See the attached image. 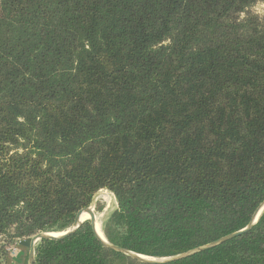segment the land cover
I'll return each mask as SVG.
<instances>
[{"label": "trees", "instance_id": "obj_1", "mask_svg": "<svg viewBox=\"0 0 264 264\" xmlns=\"http://www.w3.org/2000/svg\"><path fill=\"white\" fill-rule=\"evenodd\" d=\"M102 189L107 241L148 257L248 226L264 202V0H0V264L15 244L26 264L32 236L65 231ZM35 249L34 264H264V210L176 261L108 247L89 220Z\"/></svg>", "mask_w": 264, "mask_h": 264}, {"label": "water", "instance_id": "obj_2", "mask_svg": "<svg viewBox=\"0 0 264 264\" xmlns=\"http://www.w3.org/2000/svg\"><path fill=\"white\" fill-rule=\"evenodd\" d=\"M263 210H264V202H262V204L259 206V208L257 209L255 214L253 215V217H252L250 223L248 224V226L245 227L244 229L240 230V231L228 234V235L223 236V237H221V238H219V239H217V240H215L213 242L201 245L199 247H196L194 249L188 250V251L183 252V253H179V254L174 255V256L164 257V258H154V257H148V256H145V255H142V254H138V253L126 250V249H124V248H122L120 246H117V245L110 244L107 241V239L105 238V236H104V238H102L96 231V219H97L96 215H95L94 211L92 210V208L89 206V207H86V208H83V209L79 210L76 213L71 225L65 231H62V232H40V233H37L34 236H32V238L30 239L27 264H34V262H35V254H36L35 245H36V243L38 241L43 240V239H49V240H61V239H64V238L70 236L72 233H74L81 226V224L85 220H89L91 222V225H92L96 235L98 236V238L105 245H107L108 247H111V248L116 249V250L123 251V252L127 253L128 255L132 256L133 258H135L137 260H140V261H143V262L164 263V262L176 261V260H180V259L189 257L191 255H194V254H196V253H198L200 251L212 248V247H214L216 245H219V244H221V243H223V242H225L227 240H230V239H232V238H234V237H236V236L248 231L249 229H251L253 227L254 224L257 223V221L259 220ZM84 212H87L89 214L88 218H86L85 220L80 221L78 223L79 217Z\"/></svg>", "mask_w": 264, "mask_h": 264}, {"label": "rangeland", "instance_id": "obj_3", "mask_svg": "<svg viewBox=\"0 0 264 264\" xmlns=\"http://www.w3.org/2000/svg\"><path fill=\"white\" fill-rule=\"evenodd\" d=\"M256 9L259 12H261L263 9V5L258 4L256 6ZM100 206L103 208L102 211H97V208ZM116 206H117L116 198H115L114 194L112 192H110L109 190L102 189L96 193V195L94 197V201L90 207L94 211L96 218H97V221L100 222L101 228H102L104 221L107 219V217L110 215V213L116 208ZM86 218H88V216ZM102 231H103V229H102ZM12 246L15 247V245H12ZM17 252H18L17 248L16 249L11 248L10 255L12 257H16ZM23 259L25 260V256H23ZM11 263H12V261H11ZM23 264H25V261ZM26 264H27V262H26Z\"/></svg>", "mask_w": 264, "mask_h": 264}, {"label": "crops", "instance_id": "obj_4", "mask_svg": "<svg viewBox=\"0 0 264 264\" xmlns=\"http://www.w3.org/2000/svg\"><path fill=\"white\" fill-rule=\"evenodd\" d=\"M17 250H18L17 253H22V254L19 255V256H17V257H15L14 260L12 261V263L10 261L8 264H23L24 263L23 256L25 254V249L24 248H20V247L18 248L17 247Z\"/></svg>", "mask_w": 264, "mask_h": 264}, {"label": "bare ground", "instance_id": "obj_5", "mask_svg": "<svg viewBox=\"0 0 264 264\" xmlns=\"http://www.w3.org/2000/svg\"><path fill=\"white\" fill-rule=\"evenodd\" d=\"M89 214L87 213V212H84V213H82V215L79 217V221H78V223L80 222V221H83V220H85L86 219V217L88 216ZM96 221H97V219H96ZM96 224H97V233L102 237V238H104V233H103V231H102V228H101V224H100V222H96Z\"/></svg>", "mask_w": 264, "mask_h": 264}, {"label": "built area", "instance_id": "obj_6", "mask_svg": "<svg viewBox=\"0 0 264 264\" xmlns=\"http://www.w3.org/2000/svg\"><path fill=\"white\" fill-rule=\"evenodd\" d=\"M15 247L17 248V244H15ZM15 247H13V246L9 247V251L11 250V248L16 249Z\"/></svg>", "mask_w": 264, "mask_h": 264}]
</instances>
